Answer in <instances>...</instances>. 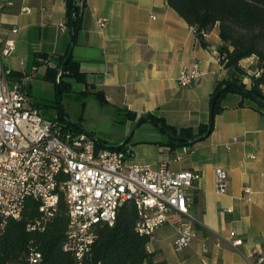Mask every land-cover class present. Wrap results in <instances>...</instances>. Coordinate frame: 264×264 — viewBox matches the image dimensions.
Returning <instances> with one entry per match:
<instances>
[{
    "label": "crops",
    "instance_id": "0c3cea01",
    "mask_svg": "<svg viewBox=\"0 0 264 264\" xmlns=\"http://www.w3.org/2000/svg\"><path fill=\"white\" fill-rule=\"evenodd\" d=\"M9 2L2 18L5 36L15 39L16 47L8 64L15 79L28 75L27 89L32 77L45 75L43 70L33 73L42 64L37 55L48 56L59 65L70 52L68 0ZM99 18L107 19L104 27ZM192 27L168 0H87L72 55L84 81L73 77L64 80L72 83L68 90L74 82L83 85L85 121L79 126L104 146L127 144L130 161L155 169L167 160L174 171L201 173L197 188L191 191L192 212L202 221L198 238L178 252L173 244L175 226L163 225L148 243L154 257L146 264H206L205 239L209 243L207 264H249L258 256L264 258V109L238 92H229L221 100L222 109L214 117L212 131L199 141L171 146L170 136L149 120L142 122L127 142L124 140L146 114L163 118L178 131L190 129L194 135L209 123L212 95L228 71L219 56V24L206 35L207 45ZM13 28L18 31L13 32ZM257 62L255 55L241 61L248 71L244 78L248 86L251 76L258 73ZM194 64H199L204 74L190 84H181V73ZM262 88L264 91V85ZM96 92L102 94V101ZM92 114L103 121L124 118L123 132L116 140L96 135L97 129L90 123ZM217 167L228 172L223 194L216 189ZM236 240L242 243L233 246Z\"/></svg>",
    "mask_w": 264,
    "mask_h": 264
},
{
    "label": "built area",
    "instance_id": "2783aa9c",
    "mask_svg": "<svg viewBox=\"0 0 264 264\" xmlns=\"http://www.w3.org/2000/svg\"><path fill=\"white\" fill-rule=\"evenodd\" d=\"M9 0H0V230L10 219H21L28 199L39 202L40 216L28 224L29 230L41 228L67 203L69 226L64 248L81 261L90 253L100 223L114 225L119 209L126 201L135 203L139 220L137 230L151 239L166 224L176 228L174 248L180 252L198 238L202 221L192 212L191 191L197 188L201 173L196 170L174 171L163 160L155 169L149 164L129 160L131 150L108 147L91 132L48 117L31 103L25 88L28 75L15 79L8 64L16 47L6 37L2 14ZM101 27L106 18H99ZM192 29L196 32V28ZM17 32V28L12 29ZM206 36L207 33H204ZM57 68L49 58L34 68V74ZM204 72L199 64L184 70L179 81L192 83ZM259 75V73H257ZM62 69L57 74L60 82ZM228 172L216 168V189H227ZM250 189L249 187L246 188ZM233 242V246L241 244ZM221 246V242H217ZM209 243L203 242L207 264ZM39 252L31 260L41 259ZM262 256L249 264H261Z\"/></svg>",
    "mask_w": 264,
    "mask_h": 264
},
{
    "label": "trees",
    "instance_id": "16d2710c",
    "mask_svg": "<svg viewBox=\"0 0 264 264\" xmlns=\"http://www.w3.org/2000/svg\"><path fill=\"white\" fill-rule=\"evenodd\" d=\"M168 2L196 28V33L204 45H207L204 33L208 34L216 24H219L222 38L219 56L221 63L228 71V77L219 84L212 95L211 119L208 124L200 126L197 135L187 128L178 131L167 124L163 118L154 114L141 117H148L151 122H159L158 126L162 130L168 129L172 135L188 138V140L174 139L170 136L169 145H189L198 137L205 135L209 129L210 132L212 131L214 117L222 109L221 100L227 93L238 92L244 98H249L242 92V89H246L252 95L264 100L262 88L264 85V0H168ZM86 6L87 0H68L70 24H72L75 8L79 9L76 31L79 28L82 10ZM68 54L63 57L57 68L49 69L44 75L46 79L53 80L58 85L60 93L64 89H70L72 84L71 81L64 80L65 77L84 81L73 56L63 66ZM254 55L258 58L259 75L257 73L252 75V84L248 86L244 82L248 71L241 65V61ZM37 59L43 62L49 58L37 55ZM60 68H62V76L60 82H57ZM221 88H224L223 91L214 101ZM95 95L102 101L103 96L100 92H96ZM256 106L264 109L263 104L256 103ZM65 115L67 114L64 112L60 113L59 120H67ZM130 115L133 119L136 118L135 114ZM67 123L81 129L79 124L71 120ZM126 145L121 144L116 148H123ZM39 216V202L30 198L26 202L21 219H10L7 226L0 230V264H146L153 260L154 254L148 250L151 238L137 230L139 214L132 201H126L119 209L114 225L108 223L97 225V236L92 250L81 261L73 252L64 248L69 226L67 203L62 199L59 212L51 220L45 222L41 228L29 230L28 224L34 222ZM37 252L42 257L39 261L33 262L31 255Z\"/></svg>",
    "mask_w": 264,
    "mask_h": 264
},
{
    "label": "rangeland",
    "instance_id": "374dc122",
    "mask_svg": "<svg viewBox=\"0 0 264 264\" xmlns=\"http://www.w3.org/2000/svg\"><path fill=\"white\" fill-rule=\"evenodd\" d=\"M28 84H30V86H28L27 89L31 95L30 97L33 104L40 108L44 115L48 117H58L60 113L62 114V112H64L67 114L65 115L67 120L64 121L66 124L68 120L76 124H84L85 120L83 116L85 114V107L83 102L85 97H83V85L81 83L74 82L71 90L64 89L63 92L60 93L58 85L53 80L46 79L42 73H38L36 77H32L30 81H28ZM91 109L93 110V107L89 104V110ZM123 119L124 118L120 117L116 121L114 119L103 121L102 118L92 114L90 123L93 127H96V135L100 137H111L113 140H116L117 135L123 132L125 125ZM130 133L131 131L124 140L129 137Z\"/></svg>",
    "mask_w": 264,
    "mask_h": 264
},
{
    "label": "water",
    "instance_id": "95a60500",
    "mask_svg": "<svg viewBox=\"0 0 264 264\" xmlns=\"http://www.w3.org/2000/svg\"><path fill=\"white\" fill-rule=\"evenodd\" d=\"M78 13H79V9H78V7H76L75 10H74L73 18H72V45H71V48H70L69 55L67 56V58H66V60H65V62H64V64H63V66L69 61L70 57L73 55V50H74V39H75V32H76V27H77V21H76V18H77V16H78ZM63 66H62V68H63ZM62 68H61V69H62ZM223 89H224V88H221V89L218 91V93H217L216 96H215L214 101L219 97V95H220V93L223 91ZM242 92H243L245 95H247V96H248L251 100H253L254 102H256V103H258V104H263V105H264V100L261 99V98H259L258 96H256V95H252V94L249 93L246 89H242ZM148 120H149L148 117H143V118H141L139 121H137V122L134 124V126H133V128H132V130H131V133H130L129 137L126 139V142H127V141L129 140V138L132 136V134L134 133L135 129H136V128H137L142 122H144V121H148ZM154 123H155L156 125H160L159 122H157V121H154ZM163 131H164L165 133H167L169 136H172L174 139H184V140H188V138H179V137H177V136H175V135H172V134L168 131V129H166V128H163ZM209 132H210V129H209V131H208L205 135H208ZM205 135L198 137V138L196 139V141L201 140ZM111 147L114 148V147H116V146H111Z\"/></svg>",
    "mask_w": 264,
    "mask_h": 264
}]
</instances>
